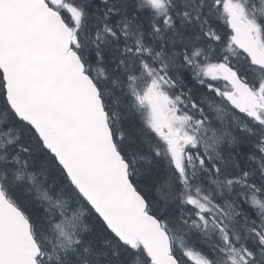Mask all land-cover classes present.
Wrapping results in <instances>:
<instances>
[{"label": "snow or ice", "instance_id": "6c2138e0", "mask_svg": "<svg viewBox=\"0 0 264 264\" xmlns=\"http://www.w3.org/2000/svg\"><path fill=\"white\" fill-rule=\"evenodd\" d=\"M0 264H264V0H0Z\"/></svg>", "mask_w": 264, "mask_h": 264}]
</instances>
